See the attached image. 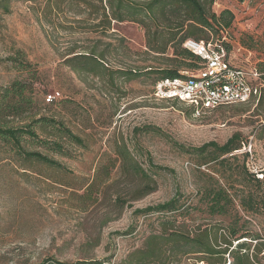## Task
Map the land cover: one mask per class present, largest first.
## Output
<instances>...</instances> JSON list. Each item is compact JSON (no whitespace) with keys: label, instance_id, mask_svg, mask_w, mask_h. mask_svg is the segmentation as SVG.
I'll return each instance as SVG.
<instances>
[{"label":"rangeland","instance_id":"rangeland-1","mask_svg":"<svg viewBox=\"0 0 264 264\" xmlns=\"http://www.w3.org/2000/svg\"><path fill=\"white\" fill-rule=\"evenodd\" d=\"M53 1L18 0L11 3L10 12L0 9V94L13 81L36 76L40 112L36 118L63 122L84 139L85 146L66 141V155L46 149L39 142L58 136L53 128L36 125L39 139H28L24 146L47 154L61 168L25 160L0 139V264H40L47 258L129 262L130 254L160 228L158 213L142 216L135 213L137 208L179 196L180 204L193 208L177 213L176 225L194 228L230 222L231 215L211 217L205 211L201 196L206 185L220 184L235 195L238 211L232 214L241 217L242 227L237 237H264V177L258 183L247 180L245 172L246 168L258 175L264 172V87L248 102L198 112L177 99H157L152 94L156 73L126 80L110 70L155 68L181 60L173 49L164 57L155 56L148 52L139 24L113 23L106 33L96 32L91 26L99 18L94 20L84 7L79 11L71 0ZM225 8L235 18L231 28L220 33L223 40L236 47L234 55L243 56L246 49L254 62H264V0L216 1L217 12ZM93 46L105 50L111 69L79 73L65 63L71 51ZM16 58L29 64L30 71L22 70ZM50 96L52 102L47 101ZM11 122L19 126L28 119ZM236 134L242 142L240 155L223 165L212 161L200 166L206 158L189 150L211 141L224 144ZM123 143L152 171L156 189L140 199H134L138 193H133L140 180L121 173L115 152ZM244 152L246 157L241 155ZM107 172L110 176L105 180ZM92 182H97L93 199L83 204L80 196ZM249 191L260 199L254 213L240 205ZM120 198L125 201L122 208L117 203ZM257 242L251 243L250 253L264 264ZM226 256L229 264L231 258ZM194 258L170 257L165 264H204Z\"/></svg>","mask_w":264,"mask_h":264},{"label":"trees","instance_id":"trees-1","mask_svg":"<svg viewBox=\"0 0 264 264\" xmlns=\"http://www.w3.org/2000/svg\"><path fill=\"white\" fill-rule=\"evenodd\" d=\"M13 1L18 0H0V9L10 12V6ZM62 1L64 0H54L53 2L58 4ZM216 1L71 0V3L75 2L78 8L84 7V11H88L89 16H92L94 20L99 18V21L94 22L91 26L94 31L106 33L107 30L112 29L113 23H137L144 29L148 52L155 56L164 57L169 49H173L174 54L181 57V60L165 61L163 62L164 65L156 66L155 68L137 67L127 70H112L106 62L107 54L105 50L97 51L96 46H93L92 49L87 51H71L65 63L79 73L97 72L101 74L104 70L111 69V73H117L119 77H123L126 80L141 76L149 77L152 73H156L154 86L161 79L186 77V73L200 67L201 59L183 47L185 40L191 38L206 42L219 41L226 48H230L229 43L223 40L225 36L220 35V33L231 28L235 14L228 8L217 12L214 9ZM238 1L242 2L243 0ZM82 9L79 8V11ZM187 60L189 62H186ZM16 61L19 62L22 70L30 71L31 66L29 64L20 59L17 60V58ZM182 67L191 68V71L182 70ZM257 67L262 73V92L264 87V62H258ZM36 79V76H30L29 79H17L1 91L0 139L9 144L25 160H36L63 168L58 161L50 158L47 154L37 150H29L23 144V142L27 143L28 139L29 141L35 138L39 139L34 127L40 125L44 128H53L52 130L58 136L56 140H42L39 142L46 149L66 155V141L85 146L84 139L75 134L63 122L45 116L36 118L40 113L35 96ZM47 101L52 102L53 96ZM12 119H21V121H27L28 119V123L13 126L10 125ZM241 148L242 142L239 135L236 134L224 144L211 141L200 147L188 149L206 158V160L199 163L201 166L212 161L223 165L231 158H237L240 155L237 151ZM115 153L121 162L122 175L140 180L137 188L133 190V193H138L134 199H140L156 189V186L152 185L154 181L151 176L152 171L144 168L127 144L123 143L116 146ZM241 155L246 157L248 152H244ZM245 172L247 180L251 179V181L258 183L263 182V171L261 172L262 177H259L258 173H251L248 168L245 169ZM109 176L110 174L107 172L104 179L106 180ZM96 184L97 182L90 183L87 186V190L80 196L83 204L92 201L93 189ZM202 190L201 199L206 204L205 211L211 217L231 215L232 220L230 222L227 224L224 222L201 223L194 226V228H188L185 223L176 225L177 219L174 218L177 217V213L180 212L179 215H182L193 208L191 205L180 204L179 196H174L168 201L149 205L145 208H137L135 213L142 216L158 213L160 228L152 231L145 239L144 244L130 254L129 262L120 264H165L170 257L179 261L184 257H195L194 259L204 264H227L226 255L231 258L229 264H258V262L253 260V255L250 253L251 243L258 241L255 246L258 250L257 254L264 252V237H260V235L248 237L247 234L237 237L242 227L239 228L241 217L238 214L234 216L232 214L233 211H238L235 195L229 192L227 187L220 184L206 185ZM258 197L255 192L249 191L241 198L240 205L246 212H257L260 205ZM117 203L122 208L125 201L120 198ZM234 242L237 243L234 244ZM255 257H257L256 253ZM40 264H103V262L89 259L62 262L47 258Z\"/></svg>","mask_w":264,"mask_h":264},{"label":"built area","instance_id":"built-area-1","mask_svg":"<svg viewBox=\"0 0 264 264\" xmlns=\"http://www.w3.org/2000/svg\"><path fill=\"white\" fill-rule=\"evenodd\" d=\"M183 47L201 59L200 67L186 77L158 80L152 93L155 98L177 99L198 112L245 103L261 94L262 73L250 51L239 46L244 54L236 56V47L230 45L228 49L219 41L191 38L183 42Z\"/></svg>","mask_w":264,"mask_h":264}]
</instances>
